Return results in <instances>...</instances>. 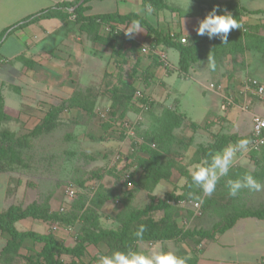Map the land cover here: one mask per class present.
I'll list each match as a JSON object with an SVG mask.
<instances>
[{
	"label": "rangeland",
	"instance_id": "1",
	"mask_svg": "<svg viewBox=\"0 0 264 264\" xmlns=\"http://www.w3.org/2000/svg\"><path fill=\"white\" fill-rule=\"evenodd\" d=\"M178 1H183L184 7L194 5L191 0ZM112 10H116V7L109 0L96 1L92 3L90 13ZM56 15L65 21V27L61 34L48 37L43 42V47H53L56 39L62 38V33L71 26V21L66 20L64 13L59 11ZM263 16L259 21L262 25ZM258 30L264 35V26ZM142 31L136 33L131 40L134 43L132 56L127 59L124 57L123 61H120V57H116L119 60L115 62L108 59L106 74L102 78L100 71L104 58L99 57L104 56V52L97 45L93 55L90 58L85 57L81 62L82 76L87 74L84 83H96L99 80V83L86 92V104L75 105L80 100L77 97L72 98L73 103H63L64 110H60L55 127L47 133L29 138L27 145L18 148L17 152L21 155L23 164L16 167L14 173L8 174L9 195L6 204L20 202L19 205L25 207L34 202L41 207H47L59 217L53 221L25 218L15 223L18 230L50 233L66 245H73L75 234L80 230V223L74 221L75 216L91 215L94 221L88 228L92 230H118L130 213L151 202L162 200L167 195L170 196L164 209L155 210L150 215L159 220L167 214L182 229H206L235 210L252 209L246 205H233L229 200L220 202L217 199L220 192L218 185L211 195H206L191 182L188 171L189 154L191 163L210 159L215 152L208 147L215 134L207 135L203 128L220 119L219 114L212 120L208 116L202 118L201 92L205 91V96L208 95L209 92L205 89H208L209 84L215 86L211 90L222 92L219 83L213 80L207 82L196 75L210 70L208 62L194 64L187 77V74L178 69L177 50L163 45L152 47L150 43L155 38ZM10 39L11 37L0 48V60H3ZM239 40L241 37L237 35L229 38L228 43ZM162 53L166 59L161 61L162 67H159L154 57L160 60ZM51 55L52 52L44 54L43 58L52 57ZM52 59L64 64L57 57ZM219 61L215 60V64ZM18 63L20 64L18 60L10 63L5 61L0 66V82L4 81L6 86L4 91L8 90L9 83L23 88L14 90L17 97L30 94L25 85L26 76L20 75L15 68ZM71 72L74 74L77 70L73 68ZM47 73L55 76L53 71L47 70ZM170 77L177 83L174 86L182 78L185 79L181 86H177L184 93L183 99L178 91L174 93L171 89L173 84L170 83ZM44 88L43 83L37 86L38 92ZM142 96L147 97L151 105L144 106L139 101ZM253 96L261 99L254 94ZM99 111L102 114L104 111L111 114L107 122L98 119L101 113ZM193 120H198L201 130L193 128ZM183 121L186 129L182 131L191 132L192 129L194 133L190 138L173 130L174 124L177 126L181 123L179 126H182ZM9 127L17 135H23L30 129V125L27 127L19 122H12ZM142 162L145 164L142 165ZM5 186V181L0 178V198L3 197ZM67 188L75 192L72 199L67 198ZM196 203L201 206L200 215L195 213ZM3 204L5 203H0V209L7 207ZM5 239L6 235L0 232V251ZM194 241L141 242L131 251L147 254L156 249L172 250L177 255L191 256L187 264H192L194 257H198L202 249V240L194 238ZM40 246L26 240L17 253L0 254V264H34L30 262V258L32 261L36 259ZM115 251L109 250L104 243H99L89 245L81 257L62 255L61 258L69 264H98L101 255H111ZM196 264L217 263L203 259Z\"/></svg>",
	"mask_w": 264,
	"mask_h": 264
},
{
	"label": "crops",
	"instance_id": "2",
	"mask_svg": "<svg viewBox=\"0 0 264 264\" xmlns=\"http://www.w3.org/2000/svg\"><path fill=\"white\" fill-rule=\"evenodd\" d=\"M63 1L73 0H0V31L4 27L25 16L44 8L54 7ZM96 1L102 2L104 0H90L87 3L89 5V13L92 10V3ZM109 1L116 7V10L110 12L121 14L134 12L146 19L149 24L156 27L162 33H176L179 36L186 37V39L197 36L195 29L198 27V22L201 18L199 15V7L192 0L194 5L190 4L187 7H184L185 4L182 3L183 1L174 0L175 3H173V0H166L170 9H153L150 15L144 14L146 6L141 0ZM216 1L223 2L230 0ZM232 1L238 2L240 6L248 11H259L264 9V0ZM59 11L64 13L66 20L71 21V26L62 33V35H64L62 38L56 39L53 47H43L42 44L48 37L56 33L61 34L62 29L65 27V21L58 18L56 14L54 17L41 18L24 28L15 30L10 33L0 45L1 48L6 44L7 39L11 37V41L8 43V49L6 48V52H4V57H6V59L3 57V60H0V66L5 61L9 63L17 60L20 61V64H15V68L17 71L19 70L20 75L26 76L27 82L25 85L30 92V94L26 96L20 95L17 97L14 90H19L22 88L21 86L9 83L8 90L6 89V91H4L6 87L3 83L4 81L0 82V99L3 105V111L8 116L6 125L11 131H14L12 127H9V124L12 122L23 123L27 127L30 125V129H32L45 115L48 109L60 107L63 103L69 104V100L72 97L80 99L75 105L86 104V92L91 90L94 84L97 82L99 83V80H97L96 83H84L87 74H83L82 76L81 62L85 57L90 58V56L93 55L94 48H98L97 45H99L104 52V56H98L101 59L104 58V64L100 71V78L106 74L105 66L108 63V59L111 58L114 62L119 60L118 58L120 56H116L112 53L109 47L94 42L86 32H81L78 29V25L74 22L73 16L68 15L66 10L59 9L55 13ZM262 16V14L246 13L242 16V21L246 24H255L260 21ZM128 25L129 23L116 25V29L119 33L124 35L122 29H125ZM108 29V26L101 25L99 32L107 33ZM142 30V32H146L144 28H142ZM135 36L136 34L134 37ZM12 45L15 47H12ZM129 47L130 45L127 42L123 43L125 54L123 57H120V61H122L124 57L127 59L132 56L131 52L133 49ZM50 52H52V57H57V59L63 61L62 63L64 64L57 63L58 60H53L52 57H46L44 59L43 55L49 54ZM116 65L119 66V63ZM159 67L162 66L160 65ZM73 68L77 70L74 74L71 72ZM47 70L53 71L55 76L51 74H49V76ZM203 72L195 74L207 82L213 80L222 87V92L205 89L209 92L206 96L205 91L201 92V97L203 99V104L200 105L203 108L202 118L208 116L207 118H211L212 120L215 118L216 114L220 116L219 120L213 123L211 122V125H207L203 128L205 129V133L207 135L210 133L215 135H230L239 139L248 138L251 132L252 116L255 114L264 116V97L261 99L255 98L254 96L252 97L253 93L246 89L244 81L248 78H255L264 85V51H245L243 55L235 57L226 56L222 61L216 64L215 70ZM112 76H114V73ZM166 77L168 78V76ZM184 81L185 79L182 78L180 83L178 82L179 84L174 86L177 83H175L174 78L170 77V83L173 84V88L171 89L174 93L178 91L182 99L184 93L178 90L177 86H181V82ZM39 82L43 83L45 88L38 92L37 86L41 84ZM12 85L13 87H11ZM70 85L73 86L70 87ZM222 94L231 95L235 104L232 107L223 106ZM182 102L184 101L182 100ZM76 108L79 109L78 107ZM63 110L64 108H62V111ZM101 115L102 112L99 117H103ZM191 122L195 125L193 128L201 130L200 126H198L199 123H197L198 120H193ZM207 123H210V121H207ZM179 125H181V123ZM179 125L175 126L174 124L172 126L175 132L182 133L183 137L186 136L188 138L194 135L192 129L191 132L182 131L186 129V127H184L185 121L182 122V126ZM236 143H233V141L230 142L232 145ZM13 171L14 170L0 172V178L6 183L3 197L0 198V203H5L3 205H7L6 203H8L6 202L9 195L8 178L10 175L8 174L14 173ZM248 172H251L258 182L264 184V146L257 150H250L247 146L246 152H237L228 176L222 177L217 183V188L220 190L217 199L222 203L229 200L233 205H246L253 210H255V208L264 207V190L251 191L245 188L235 197L230 196L227 192L228 179L240 178ZM19 203L11 204L19 205ZM9 205H7V207ZM0 210L4 209L1 208ZM201 245L202 249L198 256V262L199 260L206 259L217 264H264V218H239L227 231L217 234L212 240H202ZM227 252L230 254L226 255Z\"/></svg>",
	"mask_w": 264,
	"mask_h": 264
},
{
	"label": "trees",
	"instance_id": "3",
	"mask_svg": "<svg viewBox=\"0 0 264 264\" xmlns=\"http://www.w3.org/2000/svg\"><path fill=\"white\" fill-rule=\"evenodd\" d=\"M89 1L90 0H82L81 2L80 0L63 1L54 7L44 8L25 16L4 27L0 31V45L4 39L15 30L24 28L36 22L38 19L54 17L56 11L63 9L67 11L68 15L73 16L74 22L78 25V29L81 32H86L94 42L106 45L111 49L112 53L120 57H123L125 54L123 43L127 42L130 45V49H133L134 43L131 39L119 33L116 29V25L130 23L134 19L139 20L141 27L145 29L146 33L155 38L154 41L150 43L152 47L163 45L166 47H173L177 50V66L179 71L184 74H187L194 64L207 61L208 57H213L214 60L222 61L226 56L235 57L245 51H264V35L260 34L258 30L264 25L259 22L255 24H246L242 21V16L246 13L264 15V9L259 11H248L240 6L238 2L232 0L223 2L216 0H192L199 7L201 19L216 6L220 9L217 14H223L225 10L231 13L242 27L232 30L227 39L239 35L241 40L223 44L219 35L214 34L211 39H209L207 35H197L191 39H187L186 43H180L174 41L170 37V32L162 33L156 27L149 24L146 19L134 12H127L124 14L117 12L89 13V5L87 4ZM141 1L145 6L150 4L153 9L156 10L170 9L166 0ZM101 25L108 26L109 29L107 33L99 32ZM154 58L157 60L155 62L158 66L162 65L161 59L159 60L156 56ZM140 75H143V73ZM72 98L69 100L70 103H73ZM139 101L144 106L151 105L147 97L142 96L139 98ZM61 109L62 104L60 107L48 109L45 115L32 129L23 135H17L14 131L4 127L7 126L6 122L8 116L3 111V105L0 99V171H12L23 164L22 157L17 152L18 148L27 145L29 138L51 131L55 127V122H57V117ZM109 117H111V114L108 115L105 113V115L99 119L102 122H107ZM169 126L170 124L168 127ZM238 140L240 139L235 136L216 134L213 138V142H211L208 148L213 150L212 152L220 151L230 144L231 141L236 143ZM141 164L144 165L145 163L142 162ZM168 196L170 195H167L162 200L151 202L143 208H139L135 212L130 213L118 230L98 228L92 230L88 228L94 221L91 215L75 216L74 221L80 223V230L75 234L73 245H66L62 240L50 233H40L29 229L18 230L15 227V223L25 218L53 221L59 217L51 213L47 207H41L34 202L25 207L11 204L6 209L0 210V232L6 235L0 254H15L22 247L24 241L30 240L33 243L41 245L39 251L36 253V259L32 261L33 259L30 258V262L34 264H69L63 261L61 258L62 255H67L72 258L81 257L89 245L104 243L109 250L127 252L129 250H134L137 244L141 242H164L167 240L181 242L185 240L194 241V238L212 240L217 234L224 233L231 228L239 218H264V207L255 210L240 209L235 210L224 219L216 220L209 228L182 229L176 222L172 221L167 214H164L159 220L153 219L150 215V213L155 210L164 209ZM137 222L139 223L136 224ZM140 225H144L145 232L142 237H137L135 233ZM194 243L196 242L194 241ZM178 256L188 257L187 262H190L191 256L183 254ZM197 261L198 257L195 256L192 264H196Z\"/></svg>",
	"mask_w": 264,
	"mask_h": 264
},
{
	"label": "clouds",
	"instance_id": "4",
	"mask_svg": "<svg viewBox=\"0 0 264 264\" xmlns=\"http://www.w3.org/2000/svg\"><path fill=\"white\" fill-rule=\"evenodd\" d=\"M220 11L219 7H213L203 19L199 20L198 27L195 29L199 36L207 35L209 39L213 35H219L223 44L228 43V35L232 30L240 29L242 25L226 10L223 14H217ZM153 12V7L149 4L146 6L144 14L150 15ZM124 35L132 39L134 35L142 31L139 20H132L129 25L122 29ZM208 67L210 70H215L216 64L213 57L207 58ZM250 141L246 138L240 139L235 145L229 144L222 150L211 155L210 159H204L201 162L191 163L189 154L188 171L191 177V182L196 187L200 188L204 194L211 195L217 186L218 181L222 177H227L230 168L232 167L238 151H247V145ZM228 194L235 197L242 189L251 191L264 190V184L258 182L251 172L245 173L237 179L227 180ZM145 232L144 225H140L135 233L137 237H142ZM188 257L178 256L174 251L156 249L150 253L137 251H115L111 255H101L98 264H187Z\"/></svg>",
	"mask_w": 264,
	"mask_h": 264
},
{
	"label": "built area",
	"instance_id": "5",
	"mask_svg": "<svg viewBox=\"0 0 264 264\" xmlns=\"http://www.w3.org/2000/svg\"><path fill=\"white\" fill-rule=\"evenodd\" d=\"M170 37L174 41H178L180 43H186L187 39L186 37L179 36L176 33H170ZM161 61H165L166 57L165 54H160ZM246 89L251 91L254 95L263 98L264 97V85L261 84L257 79L255 78H248L244 81ZM208 89H213L215 88L214 84H209ZM220 88V87H219ZM222 103L223 106L229 107L233 105V98L229 94H222ZM106 111H104V114L101 116H104ZM248 140L250 143L247 145L250 150H257L260 147L264 146V116L255 114L252 116V126H251V132L250 135L248 136ZM75 192L67 188L66 189V194L68 199H72L74 197ZM195 208V213L200 215L201 210H200V204L196 203L194 205Z\"/></svg>",
	"mask_w": 264,
	"mask_h": 264
},
{
	"label": "water",
	"instance_id": "6",
	"mask_svg": "<svg viewBox=\"0 0 264 264\" xmlns=\"http://www.w3.org/2000/svg\"><path fill=\"white\" fill-rule=\"evenodd\" d=\"M81 1H82V0H80V2H81ZM80 2H79V3H80Z\"/></svg>",
	"mask_w": 264,
	"mask_h": 264
}]
</instances>
